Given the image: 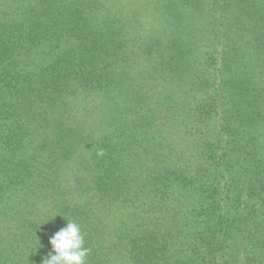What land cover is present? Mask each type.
Instances as JSON below:
<instances>
[{"label": "trees", "instance_id": "16d2710c", "mask_svg": "<svg viewBox=\"0 0 264 264\" xmlns=\"http://www.w3.org/2000/svg\"><path fill=\"white\" fill-rule=\"evenodd\" d=\"M68 219L88 264H264V0H0V264Z\"/></svg>", "mask_w": 264, "mask_h": 264}, {"label": "clouds", "instance_id": "9594fccd", "mask_svg": "<svg viewBox=\"0 0 264 264\" xmlns=\"http://www.w3.org/2000/svg\"><path fill=\"white\" fill-rule=\"evenodd\" d=\"M48 244L50 250L42 256L41 264H88L90 249L85 246L81 225L75 220H66V225L48 238Z\"/></svg>", "mask_w": 264, "mask_h": 264}, {"label": "rangeland", "instance_id": "374dc122", "mask_svg": "<svg viewBox=\"0 0 264 264\" xmlns=\"http://www.w3.org/2000/svg\"><path fill=\"white\" fill-rule=\"evenodd\" d=\"M136 1V0H135ZM160 122H162V121H160ZM166 127V126H165ZM164 127V128H165ZM232 250H236V251H238L236 248H232ZM239 257V259H240V256H238ZM224 262H226V259H224V260H218V259H215L214 261H213V263L212 264H225ZM259 263H261V262H258L257 264H259ZM227 264H232V263H227ZM233 264H236V263H233ZM249 264V263H248ZM251 264H254V263H251Z\"/></svg>", "mask_w": 264, "mask_h": 264}]
</instances>
